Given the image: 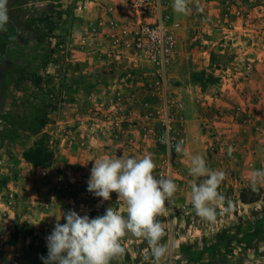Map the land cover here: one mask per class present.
<instances>
[{
    "label": "rangeland",
    "instance_id": "rangeland-1",
    "mask_svg": "<svg viewBox=\"0 0 264 264\" xmlns=\"http://www.w3.org/2000/svg\"><path fill=\"white\" fill-rule=\"evenodd\" d=\"M51 1L8 0L9 23L6 31H0V167L6 161L15 168L20 157L24 160L23 152L39 141L54 154V161L40 167L36 179L25 181L24 190L10 192L15 197L13 213L8 225L1 224L7 230L0 241V264H43L40 257L48 254L45 238L57 218L69 210L90 218L103 215L110 206L123 213L124 205L117 201L116 193L111 194L110 201H102L87 191L93 160L101 156L151 155L156 163L154 175L170 177L177 183L168 214L160 218L166 225L162 242L171 245L167 264L181 262L184 245L199 248L211 244L223 228L239 224L240 217L251 216L264 207V185H258L256 191L250 186L253 170L264 168V0H191V23L171 19L179 36V55L191 56L178 66L181 71L175 73L172 65L173 75L182 73L181 77L196 85L184 92L171 85V73L169 86L161 89L158 75L131 59L128 49L114 46L106 32L96 44L79 43L74 28L76 12L64 8L63 0L53 8L54 12L61 9L62 14L55 19L53 33L44 37V51L38 56L22 44L18 49L13 47L10 59L5 58L16 28V40L27 42V46L32 38L40 39L46 33L44 26L36 34V24L40 23L30 20ZM126 1L130 6V0ZM82 30L86 36L87 31ZM82 83H113L114 87L76 91ZM191 97L199 108L194 120L187 115ZM249 104L257 107L253 131L256 148L250 160L238 157L234 125L240 106L246 113ZM42 114L49 116L48 125L22 144L23 120ZM165 132L169 134L168 145L161 143ZM178 141L190 154L201 155L210 168L226 174L220 185L226 201L220 205L215 222L201 220L191 206L190 184L194 178L188 174V159L175 151ZM16 172L11 170V179L17 183L22 178ZM1 176L0 183L6 184ZM48 182L60 201L55 206L57 211L47 205L41 211L42 187ZM72 182L80 186L75 188ZM244 190L248 198L258 196L259 201L242 203ZM19 197L23 199L20 211ZM5 206L7 214L9 208ZM64 222L61 218L60 223ZM124 246L126 253L112 264H148L144 258L146 241L126 237ZM242 253L237 249L240 259L229 264H264V241L254 242L244 252L245 257Z\"/></svg>",
    "mask_w": 264,
    "mask_h": 264
},
{
    "label": "clouds",
    "instance_id": "clouds-1",
    "mask_svg": "<svg viewBox=\"0 0 264 264\" xmlns=\"http://www.w3.org/2000/svg\"><path fill=\"white\" fill-rule=\"evenodd\" d=\"M7 5L8 0H0V31H6L9 23ZM172 8L178 15L192 13L189 0H173ZM161 143H170L167 132ZM175 151L188 159V174L194 178L190 203L195 214L205 222H215L220 205L226 201L220 191L225 172L210 168L201 155L190 154L182 142L175 144ZM228 154H232L231 146ZM93 161L87 191L102 201H110L111 194L116 193L117 201L124 205L123 213L112 206L94 218L81 216L75 210L63 213L65 222L57 218L45 238L48 254L40 257L43 264H112L126 253V237L147 242L144 258L148 264H167L171 245L162 242L166 225L160 218L168 214V203L178 191L177 183L170 177L154 175L156 163L151 155L101 156ZM258 185H264V168L252 172V190L256 191ZM227 203L230 206L231 202Z\"/></svg>",
    "mask_w": 264,
    "mask_h": 264
},
{
    "label": "crops",
    "instance_id": "crops-1",
    "mask_svg": "<svg viewBox=\"0 0 264 264\" xmlns=\"http://www.w3.org/2000/svg\"><path fill=\"white\" fill-rule=\"evenodd\" d=\"M211 1L219 3V0H210V2ZM62 2H63L64 8L65 7L70 8L76 12L75 14L76 16L74 17L76 24H74L75 25L74 28L76 30V33L78 34L79 43L82 40V42L83 41L92 42L93 44H96L100 39H102L101 37L104 34L103 32H106V33L111 32V27H112L110 24L111 21H115L117 25L116 27L122 30L126 26H128L129 23L133 21L134 19V12L131 11L129 3L126 0H63ZM161 3L163 6V9L171 14V17L173 20L179 21L185 24L189 22L191 23L193 21L194 17L192 16V13L187 16H182V15L176 14L173 11V8H172L173 0H161ZM190 3H191V0H189V6L193 8ZM80 29H83L82 31L85 30V32L87 31L86 32L87 35L84 36V33H82ZM191 55L194 58L193 61L196 60V57L193 54ZM190 57H191L190 54L183 56L181 53V55H179V57L174 63L175 73L177 71H181L178 69V66H181L183 59L190 58ZM171 74H172V68H171ZM94 75L95 76L98 75V72L96 71ZM181 76H182V73H180L179 75L172 74L171 82H172V77H173L174 84H171V85L174 86L176 89L183 91V92L186 90V88L193 90L196 87L194 82H192L191 80L190 81L186 80ZM178 80L181 82L178 83L177 82ZM104 87L106 89H108V87L109 89H111L114 87V85L113 83H109L105 85L82 83V84H78L75 87V89L76 91H83V90L92 89V88H94L95 90H100ZM190 100H191L190 102L191 104H189L187 115H189V117L192 120H194L195 117L199 116L198 115L199 108L197 107L198 106L197 101L195 100L194 97H191ZM249 106H250V109L246 113L244 112L246 111L244 106L243 105L240 106L241 107L240 112L237 113V116H236L237 118L235 120L234 125L237 128V131H236L237 141L235 145H236V150H237L236 152L238 154V157L242 156L241 158L245 159V157L247 156L250 160L256 148V142L254 140L255 139L254 136L256 135L253 131L255 130L257 126V111L254 110V108L257 109V107L254 104H249ZM187 107H188V104H187ZM20 160H21L20 163L16 165L15 168L8 166V163L6 161H5L6 163L4 162L3 167H0V175H2L1 178L2 177L6 178V181H7L6 184L0 183V241L2 240L3 235L6 233V230H7V226L3 228L1 224L4 223L8 225L12 217L11 214L13 213V212H8L7 214L5 213L7 212L6 210L7 208L5 206V203L3 202L4 199L7 197L8 193H10L11 191L19 192L21 189L24 190L25 181L27 180L30 181L29 178H33L34 180L38 177L39 174H41L40 167H34L32 164L26 162L21 157H20ZM11 170H15V171L17 170L16 172L17 176L19 175V177L22 178L20 179V182L16 183L15 180L11 179L13 176V174L11 173ZM26 172H28V174H26ZM73 183L74 182H72V185ZM79 186H80L79 183L78 184L74 183L73 185V187L75 188ZM30 187L34 188L35 186L29 185V188ZM42 190L44 191V197L41 202L42 203L41 211L45 210L46 205L48 209L53 208L54 211H57L56 209L57 207L55 206H57V204H59L60 201L57 198L58 195L56 191L53 189L51 182H48L45 186H43ZM25 198L27 199V197H24V199ZM22 200L23 199L19 197V200H18L19 202L18 210L19 211H20V207L22 204L20 202H22ZM43 202H45V205ZM20 214L21 213H19L18 215L20 216ZM4 215L8 216V218L7 219L3 218ZM22 216L26 218L28 215L22 214ZM2 220L3 222H1Z\"/></svg>",
    "mask_w": 264,
    "mask_h": 264
},
{
    "label": "trees",
    "instance_id": "trees-1",
    "mask_svg": "<svg viewBox=\"0 0 264 264\" xmlns=\"http://www.w3.org/2000/svg\"><path fill=\"white\" fill-rule=\"evenodd\" d=\"M61 0H53L46 5L45 9L35 19H31L30 23L39 22L36 24V34L41 33L42 27L46 26V33L39 39L32 38L33 42L27 46V42L23 43L16 40L19 34L18 29L14 30L11 37V43L6 47L5 58L10 59L12 56V49H18L22 44L28 51H34L39 56L44 51V37L51 35L55 28V19L60 18L62 11L53 9L56 5H60ZM40 20H42L40 22ZM26 38V37H25ZM24 38V40H25ZM23 40V38H21ZM49 123V116L30 115L23 120L24 133L21 136L22 144H25L32 137L41 133V131ZM23 158L26 162L32 164L34 167L49 166L54 161V154L49 146L43 141H39L34 147L23 152ZM240 200L244 204H251L259 201V197L248 198L246 190L241 194ZM234 208L237 210V204ZM237 215V211L235 213ZM240 223L223 228L216 234L214 242L211 244H203L201 247H195L191 244L184 245L181 248L182 260L178 264H229L236 259V250L242 249L241 257H245L248 249L252 248L254 242L264 241V207L248 217H240ZM244 224L246 228L243 229Z\"/></svg>",
    "mask_w": 264,
    "mask_h": 264
},
{
    "label": "built area",
    "instance_id": "built-area-1",
    "mask_svg": "<svg viewBox=\"0 0 264 264\" xmlns=\"http://www.w3.org/2000/svg\"><path fill=\"white\" fill-rule=\"evenodd\" d=\"M130 6L134 12L133 21L122 30L116 27L115 21H111V32L107 35L114 46L128 49L131 59L157 74L159 87L166 89L180 50L171 14L163 9L161 0H130ZM194 40H198V36ZM14 198L12 193H8L3 201L9 208L8 212L13 211Z\"/></svg>",
    "mask_w": 264,
    "mask_h": 264
}]
</instances>
